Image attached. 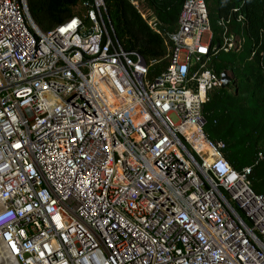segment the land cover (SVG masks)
Here are the masks:
<instances>
[{"label":"built area","instance_id":"obj_1","mask_svg":"<svg viewBox=\"0 0 264 264\" xmlns=\"http://www.w3.org/2000/svg\"><path fill=\"white\" fill-rule=\"evenodd\" d=\"M79 7L44 32L0 0V264H264V193L204 132L206 1L184 0L154 78L104 0ZM217 24L216 49H240Z\"/></svg>","mask_w":264,"mask_h":264},{"label":"trees","instance_id":"obj_2","mask_svg":"<svg viewBox=\"0 0 264 264\" xmlns=\"http://www.w3.org/2000/svg\"><path fill=\"white\" fill-rule=\"evenodd\" d=\"M84 0H26L28 13L44 32L72 17L82 16ZM132 0H104L114 29V38L124 51L143 57L149 78L164 70L171 46L168 35L177 30L184 0H137L149 18L156 20L152 29L131 3ZM213 37L208 67L216 74L231 75L228 86L210 90L202 106L204 132L212 141H222L224 158L237 171L251 167V189L264 193V0H205ZM239 16H242L238 20ZM226 34L243 39L238 50L220 51ZM218 51V52H217ZM261 154V157H259Z\"/></svg>","mask_w":264,"mask_h":264},{"label":"water","instance_id":"obj_3","mask_svg":"<svg viewBox=\"0 0 264 264\" xmlns=\"http://www.w3.org/2000/svg\"><path fill=\"white\" fill-rule=\"evenodd\" d=\"M32 22H33V24H35L33 20H32ZM217 47H218V45H217ZM220 77H221V81H222V86L221 87L228 86L231 83V81H232L230 75L227 72H225V71L220 73Z\"/></svg>","mask_w":264,"mask_h":264},{"label":"rangeland","instance_id":"obj_4","mask_svg":"<svg viewBox=\"0 0 264 264\" xmlns=\"http://www.w3.org/2000/svg\"><path fill=\"white\" fill-rule=\"evenodd\" d=\"M144 11H145L146 13H148L145 9H144ZM203 39L206 40V39H207V35H204ZM230 76H231V75H230Z\"/></svg>","mask_w":264,"mask_h":264}]
</instances>
